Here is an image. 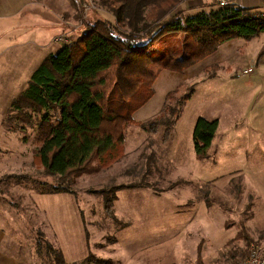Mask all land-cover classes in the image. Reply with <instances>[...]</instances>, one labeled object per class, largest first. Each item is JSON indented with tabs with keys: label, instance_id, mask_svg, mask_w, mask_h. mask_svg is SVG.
Instances as JSON below:
<instances>
[{
	"label": "rangeland",
	"instance_id": "1",
	"mask_svg": "<svg viewBox=\"0 0 264 264\" xmlns=\"http://www.w3.org/2000/svg\"><path fill=\"white\" fill-rule=\"evenodd\" d=\"M67 1L68 19L75 12ZM76 1L85 2V17L74 22L79 27L73 39L87 22L114 20L98 0ZM32 3L0 0V13ZM52 34L50 49L57 51L63 42ZM167 41L154 52L155 95L133 117L154 118L167 93L183 84L191 95L168 137L164 126L151 132L129 125L124 149H117L111 164L94 158L80 176L66 179L72 192H42L41 181L57 178L33 160L19 164L16 174L0 176L3 208L10 209L18 230L11 216H2L35 264V232L60 247L66 264H236L233 253H248L253 243L264 247V33L233 38L181 72L161 65L167 53L182 55L180 40ZM248 68L254 71L245 73ZM3 107L6 114L10 107ZM200 117L218 120L205 160L197 158L193 137ZM34 130L21 134L28 157L36 146Z\"/></svg>",
	"mask_w": 264,
	"mask_h": 264
},
{
	"label": "trees",
	"instance_id": "2",
	"mask_svg": "<svg viewBox=\"0 0 264 264\" xmlns=\"http://www.w3.org/2000/svg\"><path fill=\"white\" fill-rule=\"evenodd\" d=\"M70 1L72 18L84 20L85 2ZM98 1L114 20L87 22L78 37L51 52L4 119L19 134L36 129L33 164L57 178L51 183L41 181L42 192H72L66 179L80 176L94 158L111 164L117 149L124 147L131 124L151 132L164 126L166 136L171 134L191 95L183 84L167 93L165 107L154 118L137 122L133 117L155 95L158 72L151 66L162 41L183 43L181 56L167 53L161 63L165 69L181 72L233 38L264 33V15L235 1L227 6L216 0L201 6H184L185 0ZM217 128V119L197 120L193 137L199 160L210 156ZM34 240L38 264H66L60 247L45 235L35 232ZM246 253H233L230 259L240 260L239 264Z\"/></svg>",
	"mask_w": 264,
	"mask_h": 264
},
{
	"label": "crops",
	"instance_id": "3",
	"mask_svg": "<svg viewBox=\"0 0 264 264\" xmlns=\"http://www.w3.org/2000/svg\"><path fill=\"white\" fill-rule=\"evenodd\" d=\"M204 1L198 0V3L203 4ZM232 1L258 12H264V0ZM32 2L18 10L0 13V176L16 174L19 164L22 167L28 160H33V153L31 157L26 156L28 147L24 137L4 124L13 101L28 86L33 72L43 60L51 52L59 50L51 51L50 35L57 33L55 37L71 31L66 36L73 40L71 34L79 27L72 17L67 19L66 12L69 10L67 0H32ZM34 5L40 8L30 7ZM4 105L10 107L6 114L2 112ZM3 207L0 196V264H35L32 252L24 250L19 240L9 233L6 226L8 220L5 221L2 214L11 216L16 231L17 221L13 218L12 212L9 213L10 209L7 211Z\"/></svg>",
	"mask_w": 264,
	"mask_h": 264
},
{
	"label": "built area",
	"instance_id": "4",
	"mask_svg": "<svg viewBox=\"0 0 264 264\" xmlns=\"http://www.w3.org/2000/svg\"><path fill=\"white\" fill-rule=\"evenodd\" d=\"M219 5L227 6L232 0H216ZM264 15V12L261 13ZM68 37L64 35H57L54 37L55 42H68ZM254 71L252 68H248L245 70V73L250 74ZM239 264H264V247L259 244H252L249 248L248 255L245 257Z\"/></svg>",
	"mask_w": 264,
	"mask_h": 264
}]
</instances>
